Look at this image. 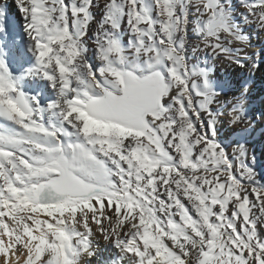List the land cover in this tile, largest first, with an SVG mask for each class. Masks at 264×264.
<instances>
[{"label":"snow or ice","instance_id":"snow-or-ice-1","mask_svg":"<svg viewBox=\"0 0 264 264\" xmlns=\"http://www.w3.org/2000/svg\"><path fill=\"white\" fill-rule=\"evenodd\" d=\"M17 2L35 63L14 73L0 44L3 264H86L101 241L118 264H264V178L221 136L244 102L189 56L257 67L264 0Z\"/></svg>","mask_w":264,"mask_h":264},{"label":"bare ground","instance_id":"bare-ground-1","mask_svg":"<svg viewBox=\"0 0 264 264\" xmlns=\"http://www.w3.org/2000/svg\"><path fill=\"white\" fill-rule=\"evenodd\" d=\"M233 3L238 4L239 0H233ZM0 4H4L3 13L0 14V29H2V31H0V44L3 45L2 51L7 53V59L11 70L14 73H19L22 69H26L35 63V57L29 51L31 41L25 27L27 20L25 14L18 7L17 0H0ZM97 18H99V13H97ZM247 31L252 37L251 47L246 49L244 54L250 63L254 60L257 65L259 56L254 54L264 49V36H258L251 28H248ZM190 38L192 40L197 39L194 33L190 34ZM127 39L128 36L125 35V42H127ZM189 56L193 65L200 67L206 66L210 69L212 76L224 84L225 91H227L229 97L235 96L241 98L244 102L245 110L247 108H252L255 111L256 125L258 127L263 125L264 90H260L256 87L257 82L254 81L256 67L251 71H243L226 64V62L213 58L211 53L202 51L192 53L191 46ZM91 59L98 63L94 54L91 55ZM261 72L262 70L260 69L259 73ZM262 81H260V83L264 85ZM23 84L26 91L31 92L33 95L42 96L45 100L50 95L54 94L49 82L40 78L25 80ZM3 123L4 121L0 120V124ZM221 136H225L226 141H229L232 137V133L227 127L222 125ZM249 137L252 136L249 135ZM261 139H263V134L259 133L255 141ZM118 259H121L119 250L101 241L96 255L86 261V264H118ZM0 264H3L2 257H0ZM124 264H127L126 259H124Z\"/></svg>","mask_w":264,"mask_h":264},{"label":"rangeland","instance_id":"rangeland-1","mask_svg":"<svg viewBox=\"0 0 264 264\" xmlns=\"http://www.w3.org/2000/svg\"><path fill=\"white\" fill-rule=\"evenodd\" d=\"M260 69L262 70L261 73H259ZM263 72H264V58L259 56V62L257 64L255 73H254V76H255L254 81L257 82L256 87H258L260 90L262 89L264 90V85L260 83V81L264 80ZM262 82L264 83V81ZM252 110H253L252 108L246 109V115L248 116L250 120L249 126L245 129L244 126L241 125L236 130L231 131L232 137L231 139H229V141H226V143H231L232 141L239 140L241 143L246 144L247 149L250 152L249 154L250 155L255 154L256 159H257V171L260 172L261 177L264 178L263 177L264 176V118H263V125L258 127L256 125L257 122H255V111L254 110L252 111ZM259 133L263 134V139L255 141V138L256 137L258 138ZM249 135L252 137H249Z\"/></svg>","mask_w":264,"mask_h":264}]
</instances>
